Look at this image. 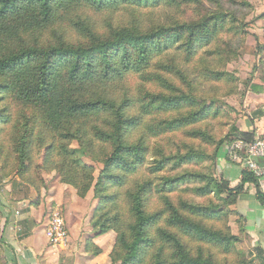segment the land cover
Segmentation results:
<instances>
[{"label":"trees","instance_id":"trees-1","mask_svg":"<svg viewBox=\"0 0 264 264\" xmlns=\"http://www.w3.org/2000/svg\"><path fill=\"white\" fill-rule=\"evenodd\" d=\"M250 8L248 0H0L3 177L34 189L37 201L42 173L80 199L92 192V234L116 236L110 264H249L235 248L246 233L235 208L248 186L264 207V192L244 168L231 186L216 159L255 134L239 129L225 101L239 91L227 67L244 47ZM255 50L264 76V36ZM262 108L245 115L252 125ZM86 161L100 164L97 176ZM85 249L101 253L91 239Z\"/></svg>","mask_w":264,"mask_h":264},{"label":"crops","instance_id":"crops-1","mask_svg":"<svg viewBox=\"0 0 264 264\" xmlns=\"http://www.w3.org/2000/svg\"><path fill=\"white\" fill-rule=\"evenodd\" d=\"M259 120L260 126L256 127L245 116L239 121L240 130L264 133V116ZM242 169L239 164L227 161L221 148L216 159L217 175L235 186ZM259 185L264 192V178L259 180ZM61 186L57 192L56 187L47 195L42 192L39 201L36 191L18 179L0 192V258L3 264H110L115 234L108 232L95 237L90 224L91 212L89 215L85 212L89 194L80 199L72 188ZM53 204L63 206L69 232L68 245L62 250L52 249L44 234L45 212ZM235 209L244 219L246 241L250 246L249 264H264V207L256 200L252 186L239 197ZM89 239L101 251L99 255L93 256L85 249Z\"/></svg>","mask_w":264,"mask_h":264},{"label":"rangeland","instance_id":"rangeland-1","mask_svg":"<svg viewBox=\"0 0 264 264\" xmlns=\"http://www.w3.org/2000/svg\"><path fill=\"white\" fill-rule=\"evenodd\" d=\"M248 2L251 7L248 11H246L247 15H245L246 21L249 22V26L247 29L248 35L245 39L244 47L240 51V57L238 61L228 65L227 67L228 73H230L235 78L239 79L238 93L236 95L230 96L225 99L228 106L233 108L236 112L234 117L238 120L237 122L238 127H239V121L242 120V118H244L246 114H251L256 110H259V108L264 107V105L261 104L262 102L264 103V78H263L264 76L261 72L260 67H257L254 69V67L258 66V58L256 57V50H255L256 44L258 42L262 43L263 36H264V19L258 18L264 12V0H248ZM130 81L134 82L133 79H131ZM259 119L255 120L254 122L255 126L256 125L258 127L260 126ZM256 127L255 129H258ZM73 146L75 145L73 144ZM86 163L95 167L96 169L95 176H97L101 168L100 164L91 163L89 161H86ZM3 174H4L3 171L0 172V192L3 190L5 191L8 184H10L12 181L17 179L15 176L13 177L12 175H9V177H3ZM41 178L43 179V183H45V188H46L45 191H42V192L46 195L48 192L50 193L53 192L54 187H56L55 192H57L59 186L64 185V184L59 183V180L56 177V173L54 172L53 173H42ZM88 196L89 198L86 201L85 212H87L86 213L87 215H89L91 212L90 214L91 216L96 202H95V199L93 198L92 192H89ZM55 205H58V204H55ZM55 205L53 204L49 208L48 212H45L46 224L44 227V233H45V228L47 226L49 215ZM61 208L63 211V218L66 223L64 208L63 206H61ZM237 220H238V215L234 214L229 217V226L231 228V232L235 235L239 234L238 229H237L238 228ZM246 239H247L246 233L240 236V241L237 244H235V248L238 253H240L241 255H245L248 259H250L247 256V252H249L248 248L250 246L249 244H247ZM3 262L4 261L0 258V264H3Z\"/></svg>","mask_w":264,"mask_h":264},{"label":"built area","instance_id":"built-area-1","mask_svg":"<svg viewBox=\"0 0 264 264\" xmlns=\"http://www.w3.org/2000/svg\"><path fill=\"white\" fill-rule=\"evenodd\" d=\"M227 161L239 164L259 180L264 178V133H256L249 141L237 138L222 147ZM45 237L54 250L65 249L69 234L63 218L61 205H55L51 211Z\"/></svg>","mask_w":264,"mask_h":264}]
</instances>
